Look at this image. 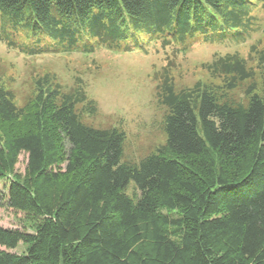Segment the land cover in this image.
Returning a JSON list of instances; mask_svg holds the SVG:
<instances>
[{
    "label": "trees",
    "instance_id": "16d2710c",
    "mask_svg": "<svg viewBox=\"0 0 264 264\" xmlns=\"http://www.w3.org/2000/svg\"><path fill=\"white\" fill-rule=\"evenodd\" d=\"M264 0H0V44L27 57L245 44ZM156 70L165 142L138 162L125 134L86 125L83 82L36 76L22 106L0 84V178L26 228L0 227V264H264V45L215 53V82ZM240 90L241 93L237 94ZM26 154L22 178L13 173ZM62 165V167H61Z\"/></svg>",
    "mask_w": 264,
    "mask_h": 264
},
{
    "label": "rangeland",
    "instance_id": "374dc122",
    "mask_svg": "<svg viewBox=\"0 0 264 264\" xmlns=\"http://www.w3.org/2000/svg\"><path fill=\"white\" fill-rule=\"evenodd\" d=\"M253 15L258 19L257 30L245 44L196 43L185 54L150 44L145 51L97 49L88 55L46 53L27 57L0 44V84L4 83L11 89L15 94V104L22 106L30 96L31 84L38 75L54 73L58 82L66 87L83 82L88 97L97 106L94 116H82L83 123L98 129L123 131L124 159L138 162L156 152L165 142V107L158 103L153 73L172 64L177 90L191 87L197 81L217 83L202 69V64L210 61L213 54L237 51L245 57L250 44L264 45V9L257 8ZM240 93L238 90L237 94ZM25 170L26 154L20 153L13 173L22 178ZM8 186V177L0 178V227L28 231L26 216L6 205ZM0 251L20 255L24 253V245L19 244L13 250L0 247Z\"/></svg>",
    "mask_w": 264,
    "mask_h": 264
}]
</instances>
